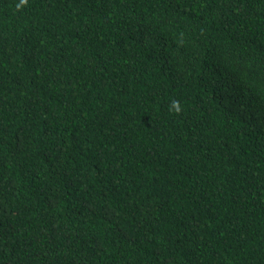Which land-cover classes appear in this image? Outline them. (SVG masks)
Returning <instances> with one entry per match:
<instances>
[{
	"label": "trees",
	"instance_id": "obj_1",
	"mask_svg": "<svg viewBox=\"0 0 264 264\" xmlns=\"http://www.w3.org/2000/svg\"><path fill=\"white\" fill-rule=\"evenodd\" d=\"M0 264H264V0H0Z\"/></svg>",
	"mask_w": 264,
	"mask_h": 264
},
{
	"label": "clouds",
	"instance_id": "obj_2",
	"mask_svg": "<svg viewBox=\"0 0 264 264\" xmlns=\"http://www.w3.org/2000/svg\"><path fill=\"white\" fill-rule=\"evenodd\" d=\"M25 2H26V0H25ZM171 107L174 108L177 113L181 111V108H180L178 101H173Z\"/></svg>",
	"mask_w": 264,
	"mask_h": 264
}]
</instances>
